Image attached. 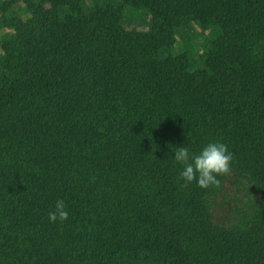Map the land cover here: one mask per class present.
Masks as SVG:
<instances>
[{
    "label": "trees",
    "instance_id": "1",
    "mask_svg": "<svg viewBox=\"0 0 264 264\" xmlns=\"http://www.w3.org/2000/svg\"><path fill=\"white\" fill-rule=\"evenodd\" d=\"M17 2H0V264H264V0ZM210 143L231 174L183 186L175 151Z\"/></svg>",
    "mask_w": 264,
    "mask_h": 264
},
{
    "label": "clouds",
    "instance_id": "2",
    "mask_svg": "<svg viewBox=\"0 0 264 264\" xmlns=\"http://www.w3.org/2000/svg\"><path fill=\"white\" fill-rule=\"evenodd\" d=\"M175 161L182 165L180 179L187 187L193 181L200 188L219 187L218 177L230 175L232 172L233 154L224 143H210L199 154H190L186 147H179L175 151ZM52 223H63L68 219L65 202L58 200L53 211L48 214Z\"/></svg>",
    "mask_w": 264,
    "mask_h": 264
},
{
    "label": "rangeland",
    "instance_id": "3",
    "mask_svg": "<svg viewBox=\"0 0 264 264\" xmlns=\"http://www.w3.org/2000/svg\"><path fill=\"white\" fill-rule=\"evenodd\" d=\"M3 1V0H0V2ZM24 1L25 0H18L17 3H15V5H13V7L8 11V14H11V13H20L23 11L24 9ZM34 1H39V0H34ZM87 6H89L87 3H86ZM6 32L4 30H1L0 29V40L3 39V37L5 36ZM0 53H1V50H0Z\"/></svg>",
    "mask_w": 264,
    "mask_h": 264
}]
</instances>
